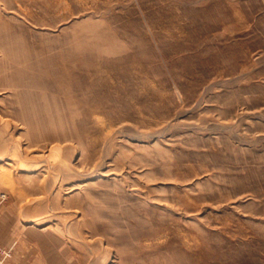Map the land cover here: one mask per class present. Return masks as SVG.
Here are the masks:
<instances>
[{"label": "rangeland", "instance_id": "obj_1", "mask_svg": "<svg viewBox=\"0 0 264 264\" xmlns=\"http://www.w3.org/2000/svg\"><path fill=\"white\" fill-rule=\"evenodd\" d=\"M0 21V214L50 264H264V0Z\"/></svg>", "mask_w": 264, "mask_h": 264}, {"label": "crops", "instance_id": "obj_2", "mask_svg": "<svg viewBox=\"0 0 264 264\" xmlns=\"http://www.w3.org/2000/svg\"><path fill=\"white\" fill-rule=\"evenodd\" d=\"M1 214L0 242L13 247V254L7 260L6 264H50V256L44 253L43 247L39 246V249H36V247L32 246L34 242L36 243V240L43 245L46 242V237L32 234L30 236L32 238H29L26 235V231L16 232L15 227L5 222L6 220Z\"/></svg>", "mask_w": 264, "mask_h": 264}, {"label": "built area", "instance_id": "obj_3", "mask_svg": "<svg viewBox=\"0 0 264 264\" xmlns=\"http://www.w3.org/2000/svg\"><path fill=\"white\" fill-rule=\"evenodd\" d=\"M13 254V247L4 245L0 242V264H6Z\"/></svg>", "mask_w": 264, "mask_h": 264}, {"label": "bare ground", "instance_id": "obj_4", "mask_svg": "<svg viewBox=\"0 0 264 264\" xmlns=\"http://www.w3.org/2000/svg\"><path fill=\"white\" fill-rule=\"evenodd\" d=\"M4 5H5L6 7H9V6H10V3L5 1V4H4ZM3 17H5V16H3ZM4 19H5V18H4ZM2 22H3V21H2ZM0 24H1V21H0ZM2 28H3V27H2ZM1 33H2V32L0 31V34H1ZM3 34H4V33H3ZM4 36H5V35H4ZM5 37H6V36H5ZM7 37H8V36H7ZM0 39H1V38H0ZM5 39H6V38H5ZM3 41H4V39H3ZM4 42H5V41H4ZM9 43H11V42H9ZM1 47H2V46H1ZM1 47H0V48H1ZM6 47H7V46H6ZM2 48H3V47H2ZM7 49H9V48L7 47ZM29 49H30V48H29ZM0 50H1V49H0ZM12 50H13V49H12ZM12 50H11V51H12ZM11 51H10V49H9V52H11ZM30 51H31V50H30ZM27 52H28V51H27ZM29 56H30V55H29ZM57 60H58V59H57ZM14 62H15V61H14ZM33 63H34V62H33ZM45 63H46V62H45ZM59 63H60V62H59ZM34 66H35V64H34ZM29 67H32V66H29ZM53 70H55V69H53ZM57 71H58V70H57ZM66 71H67V70H66ZM54 72H55V71H54ZM61 72H62V71H61ZM42 73H43V72H42ZM46 73H47V72H46ZM47 74H48V73H47ZM54 74H56V73H54ZM56 76H57V74H56ZM53 77H54V76H53ZM58 77H59V76H58ZM58 77H57V78H58ZM63 77H65V75H64ZM51 78H52V77H51ZM60 79H61V78H60ZM57 81H60V80H57Z\"/></svg>", "mask_w": 264, "mask_h": 264}]
</instances>
